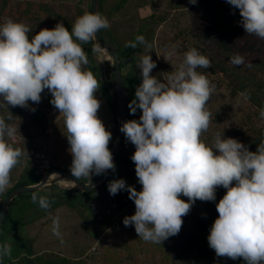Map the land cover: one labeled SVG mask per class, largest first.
Returning a JSON list of instances; mask_svg holds the SVG:
<instances>
[{"label":"clouds","instance_id":"clouds-1","mask_svg":"<svg viewBox=\"0 0 264 264\" xmlns=\"http://www.w3.org/2000/svg\"><path fill=\"white\" fill-rule=\"evenodd\" d=\"M226 2L239 10L247 34L264 40V0ZM108 27L107 18L98 12H84L71 31L58 22L31 38V29L23 23L8 19L0 24V103L7 108H28L29 101H41L45 90L51 93L50 103L63 116L72 157L70 172L77 180L115 171L108 148L112 134L97 116L100 101L95 93L100 81L85 70L88 59L82 47ZM137 44L150 47L143 36L125 46ZM241 62L239 55L232 59L234 64ZM155 67L149 54L139 58L142 79L128 109L132 115L139 109L141 115L139 121L127 120L119 129L135 146L131 160L141 190L123 179L107 186L110 195L126 189L134 202L135 212L123 219L124 226H134L145 242L161 244L179 233L182 217L196 200L214 201L216 189L222 187L226 192L215 205L218 217L209 229L208 246L217 257L264 264V139L254 152L219 133L211 146L201 140L212 120L206 105L214 85L197 71L211 67L197 49L186 51L179 67L165 79L151 75ZM260 116L264 117V109ZM6 135L13 137L15 129L0 117V193L10 186L11 172L26 154L6 142ZM180 196L187 197V202ZM32 202L49 207L48 199L36 193ZM52 231L60 235L58 218L53 220ZM10 254V245H0V257Z\"/></svg>","mask_w":264,"mask_h":264},{"label":"trees","instance_id":"trees-1","mask_svg":"<svg viewBox=\"0 0 264 264\" xmlns=\"http://www.w3.org/2000/svg\"><path fill=\"white\" fill-rule=\"evenodd\" d=\"M2 1L0 12L7 7V0ZM126 0L116 1L110 10H105L103 0H100L99 14L106 17L109 24L110 18L116 8L123 5ZM87 7L76 5L74 11H66L57 6L49 5L46 1L19 0L16 6L9 8L19 22L23 19L29 20L27 25L31 31L28 33L29 38L39 32L41 29H53L55 25L63 23L71 31V27L77 17L89 12V0H86ZM189 19L192 20V26H187L191 30L193 37L200 42L208 41L209 46L200 48L202 55L205 52L212 60L213 66L210 70L218 69L224 73L225 78L231 88V92H238L245 97L252 105L259 109H264V40L257 38L255 35H248L240 23L239 10L229 5L226 0H196L191 3L187 9ZM160 16V15H159ZM157 15H145L140 18L139 23L125 40H119L115 35L114 26L101 29V37L113 45L119 53V66L127 95V120L139 121L141 111L137 109L135 115L130 114L128 104L135 96V90L141 83V75L138 71L137 64L139 58L149 54V49L144 44H137V47H126V43L135 42L137 36H143L147 45L151 46L154 38V27L158 24ZM88 64L85 70L91 71L100 81V88L95 93L96 98L111 113L112 121L115 122V97L111 72V64L104 61L103 66L108 69L104 79L100 78L98 72L93 67L92 61L98 50H94L91 42L83 44ZM150 55V54H149ZM239 55L242 58L240 64L232 63L233 57ZM217 70V71H218ZM158 78L157 75H153ZM20 110L21 107H16ZM35 113H39L36 108ZM16 110V109H15ZM14 113L10 111L3 118L6 123L10 124L14 118ZM10 117V118H9ZM32 121H37L45 128L46 118L44 115L38 118L32 116ZM233 138L242 143L249 151H256L257 145L264 139V121L251 134H239L234 132ZM6 141V139H5ZM126 139L123 136L122 148L114 160L115 171L110 170L106 180L95 189L89 191H80L77 189H67L59 185H51L41 190L22 193L15 196L8 206L6 215L0 227V245L8 244L11 246L10 256L0 257V264H83L80 260H72L56 253L44 252L35 254L33 249L34 239L28 233L26 227L34 219L47 211L67 206L75 210L81 218L83 225L97 227L95 230L89 227L90 234L97 236L111 225H122L126 216H131L135 212L134 202L129 199L127 190H121L116 195H112L103 208L93 207L99 203L108 193V184L117 179H123L126 185L141 190L137 177L135 176V165L131 156H125L123 153ZM50 164L46 170L51 169ZM65 169V168H64ZM42 170L37 161H32L28 156H22L20 163L11 172V183L5 192L0 193V204L4 196L15 187L35 182L41 178ZM71 173V172H70ZM81 177L82 181L91 179ZM226 189L218 187L216 189V199L214 201L196 200L194 208L201 209V213L190 210L189 213L182 217L183 224L177 235L171 236L161 242V244L151 243L152 246L162 248L169 252H175L181 256L186 264H203L206 260L209 229L218 217L216 203L223 197ZM33 193L44 196L49 201L48 208H42L38 203L32 202ZM180 199L187 202V197L180 196ZM96 204V205H97ZM95 206V205H94ZM124 225V224H123ZM134 229V226H128ZM135 230V229H134ZM194 233V238L188 237L187 232ZM182 234V235H181ZM191 238L189 248L183 249ZM167 252L166 254H168ZM127 254L122 257L125 259ZM120 264L121 261H119ZM220 264H245L242 258L237 260H222Z\"/></svg>","mask_w":264,"mask_h":264},{"label":"rangeland","instance_id":"rangeland-1","mask_svg":"<svg viewBox=\"0 0 264 264\" xmlns=\"http://www.w3.org/2000/svg\"><path fill=\"white\" fill-rule=\"evenodd\" d=\"M19 0H7V7L0 12V24L11 19L19 22L9 8L16 6ZM46 1L49 5L57 6L72 13L79 5L86 8V0H33ZM119 0H103L105 10H110L113 4ZM2 1H0L1 6ZM189 0H126L123 5L116 8L110 18V24L114 26L115 35L119 40H125L145 15H157L161 17L154 27V38L152 45L148 47L151 59L156 67L152 69L151 75H157L158 79H165L169 72H174L183 60L184 53L195 48L209 46L208 41L200 42L193 37L187 26H192L187 9L190 6ZM19 23L29 24V20L23 19ZM209 60L207 52L204 54ZM93 67L100 78L108 71L103 66L104 61L109 57L102 51L93 57ZM213 66L212 60H209ZM218 70V69H217ZM216 69L199 68L197 71L204 74L212 85L214 91L206 105L207 110L212 114V120L207 132L203 133L201 140L208 146L213 143L214 135L222 134V138H233V133L251 134L264 121L260 116L258 107L252 105L245 97L238 92H231L228 80L224 73ZM140 72V70H138ZM51 93L47 90L41 93V101L33 104L29 101V107L36 108L39 113L20 108L5 106L0 103V117H4L10 111L14 118L10 126L15 129L13 137L5 136L6 142L14 147L25 151L32 161H37L38 166L44 174L46 168H58L70 172L71 155L69 145L65 136L66 130L62 114L50 103ZM16 109V110H15ZM46 118L45 128L37 121H32V116ZM98 118L103 122L106 130L112 134L109 142L110 149L113 141L115 122L112 121L111 113L107 107L100 104L97 113ZM123 153L131 156L135 146L126 140ZM65 168V169H64ZM60 187L69 188L72 184L67 180H61ZM112 195L106 193L104 199L90 208H103ZM97 204V205H96ZM191 210L201 213V209ZM59 220V236L53 234V220ZM217 218V217H216ZM214 218L213 220H215ZM34 220L26 227L30 236L34 239L33 249L35 254L44 252L56 253L72 260H80L83 264H186L181 256L175 252H169L162 248L152 246L150 242L140 239L133 228L122 225H111L99 235L92 236L89 227L95 230L97 227L83 225L81 218L74 209L67 206L53 208L46 213L33 218ZM194 233H186L188 237L194 238ZM182 235V234H181ZM191 238L183 249L189 248ZM169 252L168 254H166ZM127 254L125 259H122ZM226 257H217L215 252L208 246L206 260L203 264H220Z\"/></svg>","mask_w":264,"mask_h":264},{"label":"water","instance_id":"water-1","mask_svg":"<svg viewBox=\"0 0 264 264\" xmlns=\"http://www.w3.org/2000/svg\"><path fill=\"white\" fill-rule=\"evenodd\" d=\"M99 7L100 0H89V12L99 13ZM92 43L94 46H98L99 51L104 52L109 57V62L111 64L115 97V126L113 133V141L109 150L112 153L114 162L122 148L124 135L122 132H120L119 129L122 123L126 121L127 117V95L119 66L118 50L101 37L100 31L96 34V39L95 41H92ZM109 171L110 170H107L104 174L101 175H94L91 179L87 181H82L80 178L77 180L76 177H73L69 171H65L58 168L48 169L39 180L32 183L19 185L14 189L10 190L4 196L0 204V227L6 215V211L10 204V201L15 196L22 193L41 190L51 185H58L61 180H67L72 184V186L67 189L89 191L100 186L106 180Z\"/></svg>","mask_w":264,"mask_h":264}]
</instances>
